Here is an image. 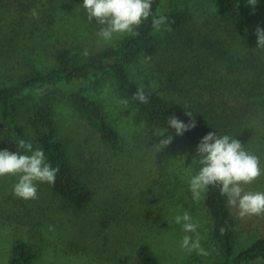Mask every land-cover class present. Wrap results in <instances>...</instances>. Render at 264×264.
<instances>
[{
    "label": "rangeland",
    "instance_id": "rangeland-1",
    "mask_svg": "<svg viewBox=\"0 0 264 264\" xmlns=\"http://www.w3.org/2000/svg\"><path fill=\"white\" fill-rule=\"evenodd\" d=\"M17 2L26 6L14 12L12 6ZM82 4L83 0H5L0 5V83L8 84L34 67H52L53 52L59 47L82 53L87 48L93 54L127 34L103 42L97 35L102 26L95 19L89 22ZM173 8L189 14L185 30L156 31L159 54L130 65L133 78L146 87L154 85L148 88L160 95L181 100L195 94L203 101L218 103L221 94L235 97L243 88L244 98L247 91L252 94L253 113L260 115L264 73L257 75L249 59L264 60V49L257 48L255 34L257 27L264 29L262 7L255 8L251 28L239 30L226 25L215 0H167L162 13ZM33 9L39 13L38 19L31 16ZM186 36L195 42L192 49L182 46ZM174 60L198 61L205 68L203 81L188 83L190 94L179 95L165 83V73L173 69ZM76 86L86 87L87 93L102 103L120 136V148L107 149L81 113L66 101H58V132L69 139L71 160L92 187L93 199L82 211H65L44 183L38 184V199L24 200L12 194L16 177H0V264H7L16 239L33 246L35 257L30 264H139L136 249L141 243L149 245L159 264H208L220 259L212 242L213 221L205 198L194 202L189 190V180L198 170L193 162L197 147L180 140L168 128L143 121L130 102L120 104L122 98L107 70ZM161 133L173 140L157 153ZM26 134L32 143L27 128ZM14 145L0 121V150L16 152ZM247 150L260 158L264 168V139ZM245 190L264 192V176ZM229 207L235 220L237 253L264 236V216L241 219L238 210ZM184 212L198 222L200 243L208 256L181 250L186 233L175 217ZM49 226L54 230L49 231ZM189 235L195 238V233Z\"/></svg>",
    "mask_w": 264,
    "mask_h": 264
},
{
    "label": "trees",
    "instance_id": "trees-1",
    "mask_svg": "<svg viewBox=\"0 0 264 264\" xmlns=\"http://www.w3.org/2000/svg\"><path fill=\"white\" fill-rule=\"evenodd\" d=\"M166 1L152 0V15L135 29L139 35L127 33L116 44L106 46L87 57L69 47H59L53 52L52 67L46 70L34 67L8 84L0 83V121L5 126L8 137L13 142L17 139L27 141L26 128L29 129L33 148L42 149L52 167L59 166L55 183L44 184L50 194L60 201L65 211L84 210L92 201L94 191L83 172L71 160L69 139L62 138L58 132L55 118L58 101H66L81 113L107 149L116 151L121 145L120 136L106 116L102 103L91 97L86 87L76 86L96 78L103 70H107L112 76L120 97L127 99L146 123L168 128L176 134L175 129L168 125L169 117L174 115L185 124L194 120L196 127L183 135L176 134L180 140L193 147H197L208 132L230 135L238 139L246 149H253L264 139V108L262 107L260 115L253 113L251 92L247 91L245 98L243 88L235 97L221 94L222 100L218 103L213 99L203 101L201 97L198 99L197 96L194 97L195 94L188 92L190 80L198 84L207 77L205 68L198 61L190 63L174 60L173 69L165 73L167 87L179 95L189 93V100L160 95L148 87L146 92L151 93L148 103L132 99L142 84L133 78L129 66L146 60L147 57H150L149 60L155 59L160 51L156 30L151 24L152 18L160 15L167 17L171 30L178 33H183L189 21L190 16L184 10L173 8L162 13ZM4 2L5 0H0V5ZM215 2L226 25L234 30L251 28L255 8L258 6L262 7L264 15V0H258L255 7L248 5L247 0ZM17 3L12 6L14 12L21 11L26 6ZM182 44L189 50L195 42L190 36H186ZM249 61L254 63L257 75L264 73V60L261 63L252 59ZM257 82L259 85L262 83L260 80ZM255 94L263 95V92ZM186 110L191 111L193 116H187ZM14 147L17 151V143ZM204 205L212 217V242L220 256V259L208 264H256L264 261V236L258 237L241 251L234 252L235 220L227 198L220 195L219 187H209ZM221 228L225 229L223 233ZM136 256L139 264H159L146 243L137 247ZM34 257L33 246L24 239H16L7 264H30Z\"/></svg>",
    "mask_w": 264,
    "mask_h": 264
},
{
    "label": "clouds",
    "instance_id": "clouds-1",
    "mask_svg": "<svg viewBox=\"0 0 264 264\" xmlns=\"http://www.w3.org/2000/svg\"><path fill=\"white\" fill-rule=\"evenodd\" d=\"M258 0H247V4L255 7ZM83 8L87 12L89 22L93 19L101 25L97 35L105 43H110L114 37L125 33L139 35L135 29L148 20L152 15V0H83ZM31 16L38 19L39 13L33 9ZM152 27L156 31L166 28L171 31L168 18L160 15L153 17ZM257 48L264 49V29L257 27ZM89 50L85 48L82 55L87 57ZM146 59H150L147 57ZM148 87H155L148 85ZM151 93L146 92V86H140L133 100L140 103H148ZM120 104L127 105V99L119 100ZM185 114L193 116L186 110ZM168 125L175 129L177 135H183L186 131L196 127L192 120L185 124L174 115L168 118ZM165 133V132H164ZM160 134L155 148L160 152L172 143L171 135ZM17 151L0 150V177L14 176L17 182L13 185L14 197L24 200L38 199L39 183H55L59 166L52 167L46 160L42 149L33 148L31 142L17 139ZM197 155L193 162L198 165V170L189 180V190L192 200L200 202L205 198L209 187H219L220 195L227 198L229 206L238 210L241 219L253 216H264V192L246 191L245 186L253 184L264 176V168L261 167L260 158L248 151L243 144L230 135H220L216 132H208L197 145ZM175 222L182 226L186 233L181 241V250L188 253L195 251L201 256L210 253L200 243L201 237L197 231L198 222H194L188 212L175 217ZM49 226V231H53ZM225 231L221 228V232ZM189 233H195V238Z\"/></svg>",
    "mask_w": 264,
    "mask_h": 264
}]
</instances>
